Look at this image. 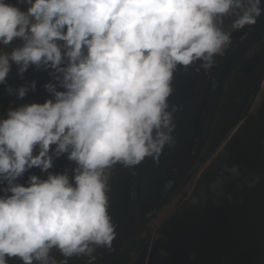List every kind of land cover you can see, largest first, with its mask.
<instances>
[{"label":"clouds","instance_id":"obj_1","mask_svg":"<svg viewBox=\"0 0 264 264\" xmlns=\"http://www.w3.org/2000/svg\"><path fill=\"white\" fill-rule=\"evenodd\" d=\"M262 16V0H0V86L23 101L37 92L29 69L49 78L43 103L10 101L0 114V264L114 253L115 169L135 177L176 148L177 76L217 68L233 34ZM62 158L70 167L54 171ZM251 175L248 188L261 179ZM241 176L224 165L208 186L213 203Z\"/></svg>","mask_w":264,"mask_h":264},{"label":"rangeland","instance_id":"obj_2","mask_svg":"<svg viewBox=\"0 0 264 264\" xmlns=\"http://www.w3.org/2000/svg\"><path fill=\"white\" fill-rule=\"evenodd\" d=\"M228 23L226 21V25ZM218 69L217 75L213 76L212 71L201 72L195 77L193 87L176 90L173 102L183 105V111L175 114L177 145L174 150L165 148L158 166L149 160L138 169L135 177L119 166L115 169L111 182L110 214L118 223L119 232L126 236L112 255L114 264H134L152 250L158 253L156 261L159 264V261L203 264L200 258L185 248V241L195 242L196 215L186 210L185 221L170 224L176 221L172 213L179 206H184L198 188L213 196L208 186L216 180L226 164L229 167L238 165L242 176L224 185L225 197L229 196L230 190L238 192L237 187L242 185L244 177L253 178L251 174L261 178L252 189L258 193L257 197L264 195V16L251 30L233 34V44ZM15 71L14 67L8 81L13 88L24 83L15 75ZM45 76L46 73L29 69L25 80L35 79L37 92L29 93L23 101L8 96L0 86V114L9 107L10 101L13 106L36 102ZM66 166L70 167L66 159L57 160L54 171H62ZM201 202L207 206L214 204L211 198ZM258 202L252 209L250 219L256 213ZM135 208L137 217L125 231ZM223 216L225 221L228 216L226 213ZM212 218V215H208L206 222L210 224ZM188 224L192 231L183 234ZM215 234L216 229L211 234L210 242ZM160 250L166 252L167 256H160ZM95 255V264L111 263V254L105 250L98 249ZM192 256L195 258L190 260ZM256 259L258 261L240 264H264V256ZM80 262L88 264L87 258L74 259L71 264ZM210 263L207 261V264ZM10 264L19 262L12 261Z\"/></svg>","mask_w":264,"mask_h":264},{"label":"crops","instance_id":"obj_3","mask_svg":"<svg viewBox=\"0 0 264 264\" xmlns=\"http://www.w3.org/2000/svg\"><path fill=\"white\" fill-rule=\"evenodd\" d=\"M237 188L238 192L235 193L230 190L229 196H231V199L225 196L219 197L220 203L211 206H207L206 203L201 201L208 198L213 200L216 194L212 196L208 191L198 188L194 190L192 196L193 200L200 201L199 204H191L189 202L191 196L184 206H179L172 213L173 220L176 221L170 222V224L185 221L186 210L193 211L196 215L194 220L197 227V236L195 242L185 241V248H188L200 258L203 264H207V261L212 262L210 264H221L222 262L224 264L252 263L258 261L256 258L264 256V195H260V198L257 197L256 190L248 188L244 185V182ZM254 196L256 197L253 199ZM257 200L259 202L256 213L250 219ZM224 213L227 216L228 213H231L230 216L225 217V221H223ZM208 215L213 216L210 224L206 222ZM189 225L183 229V234L192 231L191 228H188ZM215 229V237L210 242L211 234ZM254 248L256 249L254 250ZM255 251H258V253H255ZM186 252L188 253V250ZM156 260L158 261V253L152 250L148 256H143L141 260L138 259L134 264H159ZM159 262L160 264H170L167 261Z\"/></svg>","mask_w":264,"mask_h":264},{"label":"water","instance_id":"obj_4","mask_svg":"<svg viewBox=\"0 0 264 264\" xmlns=\"http://www.w3.org/2000/svg\"><path fill=\"white\" fill-rule=\"evenodd\" d=\"M196 73L192 70H189V73L187 75L185 74H180L177 76L176 82H175V87L183 85L184 83H186L188 80H190V78H192ZM48 76L46 74L41 86L39 87L37 96H36V102H40L43 103L44 100L47 98L48 94L45 92V90L42 88V85L44 83H46L48 81ZM262 149L264 151V138L262 139ZM33 172L35 174H38L39 170L38 169H34Z\"/></svg>","mask_w":264,"mask_h":264},{"label":"trees","instance_id":"obj_5","mask_svg":"<svg viewBox=\"0 0 264 264\" xmlns=\"http://www.w3.org/2000/svg\"><path fill=\"white\" fill-rule=\"evenodd\" d=\"M185 86V84L184 85H181V86H179V87H177L176 88V90H181V89H185V88H183ZM38 174H39V172H38ZM172 183V182H171ZM134 214H133V216L131 217V220L129 221V222H132L133 223V221L136 219V217H137V210H136V208H135V210H134V212H133ZM125 231H127V230H125ZM124 231V232H125ZM123 232V233H124ZM121 235L119 236V242L118 243H116V246H114L115 248H116V251H117V248L119 247V245H121V243H122V241L124 240V238H125V236H126V234H122V233H120ZM115 251V252H116ZM115 252L114 253H112L111 254V258H112V255H114L115 254ZM115 258V257H114ZM113 259V258H112ZM111 259V263L110 264H114V260H112ZM72 263V260H70L69 261V264H71ZM76 264V263H75ZM80 264H83L82 262H80ZM85 264V263H84Z\"/></svg>","mask_w":264,"mask_h":264},{"label":"flooded vegetation","instance_id":"obj_6","mask_svg":"<svg viewBox=\"0 0 264 264\" xmlns=\"http://www.w3.org/2000/svg\"><path fill=\"white\" fill-rule=\"evenodd\" d=\"M235 43V42H234ZM233 44V43H232ZM224 58V57H223ZM223 58H220L219 59V64H221L222 63V60H223ZM219 66L217 67V68H215V69H213L212 70V74H213V76H215V75H217L218 74V71H219ZM196 76H198V74H195L192 78H190V80H188L186 83H184L185 84V86L183 87V88H186V87H188V86H192L193 87V84L195 83V77ZM183 84V85H184ZM181 86V85H180ZM177 87H179V86H177ZM176 87V88H177ZM191 87V88H192ZM132 225V222H130L129 224H128V226H127V228H126V230H128L129 229V227ZM113 260V259H112ZM110 262V261H109Z\"/></svg>","mask_w":264,"mask_h":264}]
</instances>
